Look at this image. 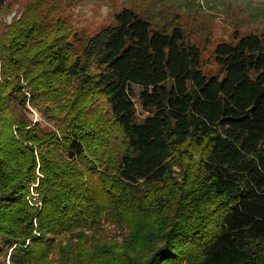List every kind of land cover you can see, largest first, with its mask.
<instances>
[{
  "label": "trees",
  "instance_id": "1",
  "mask_svg": "<svg viewBox=\"0 0 264 264\" xmlns=\"http://www.w3.org/2000/svg\"><path fill=\"white\" fill-rule=\"evenodd\" d=\"M213 59L134 8L89 34L0 0V264H264V35Z\"/></svg>",
  "mask_w": 264,
  "mask_h": 264
},
{
  "label": "rangeland",
  "instance_id": "2",
  "mask_svg": "<svg viewBox=\"0 0 264 264\" xmlns=\"http://www.w3.org/2000/svg\"><path fill=\"white\" fill-rule=\"evenodd\" d=\"M66 14H70L80 29L95 33L112 21L113 15L124 7L134 8L154 28L181 27L189 41L197 45L204 60V68L216 69L213 50L220 41L231 40L235 31L264 35V0H63ZM17 9V7H16ZM16 11L7 18L10 22ZM138 112L141 113L137 102ZM34 120H41L34 112ZM175 156L183 157L181 153ZM177 172L179 170L174 167ZM108 232L112 226L104 224Z\"/></svg>",
  "mask_w": 264,
  "mask_h": 264
}]
</instances>
